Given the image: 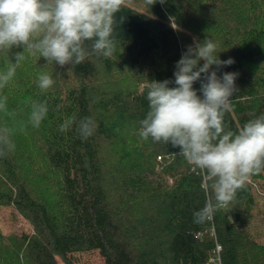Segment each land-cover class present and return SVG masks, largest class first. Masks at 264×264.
<instances>
[{"label":"trees","instance_id":"16d2710c","mask_svg":"<svg viewBox=\"0 0 264 264\" xmlns=\"http://www.w3.org/2000/svg\"><path fill=\"white\" fill-rule=\"evenodd\" d=\"M115 15L110 59L90 53L60 67L39 53L0 50V73L16 51L24 55L0 89L13 114L0 112V127L14 129L15 143L0 157V208L32 227L0 229V264H73L74 253L93 250L105 264H264V169L229 205L198 221L194 214L214 198L204 172L179 148L139 135L148 85L174 81L176 62L206 37L219 42L221 60H234L213 65L217 75L238 74L228 127L236 131L264 113V0H124ZM45 73L54 84L42 92ZM35 99H48L50 109L63 105L39 128L28 123ZM71 115L91 116L93 135L81 139L75 125L61 132Z\"/></svg>","mask_w":264,"mask_h":264},{"label":"clouds","instance_id":"9594fccd","mask_svg":"<svg viewBox=\"0 0 264 264\" xmlns=\"http://www.w3.org/2000/svg\"><path fill=\"white\" fill-rule=\"evenodd\" d=\"M155 2L147 0L149 5ZM123 4L124 0H0V50L10 53L16 48L39 53L60 67L80 64L90 53L110 59L117 43L115 14ZM172 27L176 28L174 24ZM219 48V42L208 37L202 42L194 40L176 62L174 81L152 80L148 85L149 110L140 122L139 135L144 140L151 138L179 148L189 163L204 172L214 198L194 214L198 221L229 205L237 191L264 169V113L254 115L236 131L225 122L226 113L232 109V97L238 91V74L224 72L221 77L212 69L213 65L218 69L234 63L232 58L221 60ZM23 51L13 54L14 62L9 57V66L0 73V89L15 76L24 59ZM198 80L199 90L193 87ZM173 83L175 86H170ZM53 84L52 75L39 76L42 92ZM7 100V96L0 97V112L11 116ZM62 107L57 104L50 109L48 99H35L28 123L39 128L50 110ZM74 125L85 140L96 128L91 116L78 119L71 115L60 125V131ZM13 134V128L0 127V157L15 150Z\"/></svg>","mask_w":264,"mask_h":264},{"label":"rangeland","instance_id":"374dc122","mask_svg":"<svg viewBox=\"0 0 264 264\" xmlns=\"http://www.w3.org/2000/svg\"><path fill=\"white\" fill-rule=\"evenodd\" d=\"M0 229L4 234L8 233H29L31 225L20 214L11 207L0 208ZM264 239V238H260ZM73 264H105L103 257L98 250L89 252L74 253L71 256ZM62 263V262H61Z\"/></svg>","mask_w":264,"mask_h":264},{"label":"built area","instance_id":"2783aa9c","mask_svg":"<svg viewBox=\"0 0 264 264\" xmlns=\"http://www.w3.org/2000/svg\"><path fill=\"white\" fill-rule=\"evenodd\" d=\"M158 159H160V157H158ZM219 250H220V245L216 244V254L218 256V253H219Z\"/></svg>","mask_w":264,"mask_h":264}]
</instances>
